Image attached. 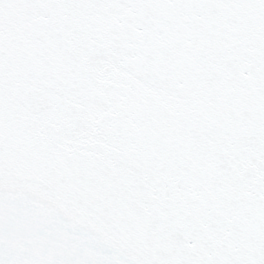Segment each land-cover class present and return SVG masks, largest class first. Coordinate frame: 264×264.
I'll return each mask as SVG.
<instances>
[{"label": "water", "instance_id": "1", "mask_svg": "<svg viewBox=\"0 0 264 264\" xmlns=\"http://www.w3.org/2000/svg\"><path fill=\"white\" fill-rule=\"evenodd\" d=\"M0 264H264V0H0Z\"/></svg>", "mask_w": 264, "mask_h": 264}]
</instances>
